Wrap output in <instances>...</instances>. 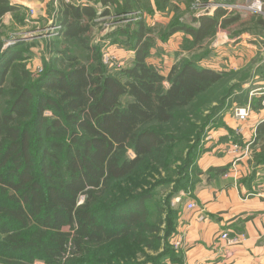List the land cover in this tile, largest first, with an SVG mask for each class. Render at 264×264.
<instances>
[{"label":"trees","instance_id":"trees-1","mask_svg":"<svg viewBox=\"0 0 264 264\" xmlns=\"http://www.w3.org/2000/svg\"><path fill=\"white\" fill-rule=\"evenodd\" d=\"M171 2L156 0L160 9ZM55 3L53 19L62 27L50 45L56 57L39 77L21 64L29 59L18 50L26 42L5 50L0 43V264L181 263L182 254L170 242L177 220L170 202L181 189L194 187L197 157L192 153L202 131L178 168L180 184L175 182L162 202L155 190L167 183L161 176L175 144L196 134L188 116L224 77L238 72L204 67L203 55L162 76L148 63L154 41L139 20L113 35L114 44L121 37L133 42L135 57L131 67L111 73L100 49L88 44L98 10ZM109 3L102 0L103 7ZM112 3L121 14L132 12L128 2ZM19 9L0 0V20ZM238 20L239 15L219 8L194 25L175 21L168 35L184 33L192 38L185 42L198 48ZM257 29L264 32V19ZM62 45L69 48L60 50ZM76 45L92 56L85 54L82 63L74 55ZM237 88H229L224 99ZM257 134H264V122ZM151 202L166 218L154 225Z\"/></svg>","mask_w":264,"mask_h":264},{"label":"rangeland","instance_id":"rangeland-1","mask_svg":"<svg viewBox=\"0 0 264 264\" xmlns=\"http://www.w3.org/2000/svg\"><path fill=\"white\" fill-rule=\"evenodd\" d=\"M21 1L29 7L27 10H23L18 14H15L12 18H4L0 20V43L2 44L3 50L7 49L11 45H16L21 42H26L25 46L18 49L22 52L27 61L22 62L30 71L34 78L39 77L45 69L46 65H49L51 61L56 57V53H53L50 47L53 41L58 39L56 37L49 38L48 32L54 22L53 16L58 3L57 0H17ZM68 3L75 5H91L98 10V18L91 22V32L87 35L89 45L98 47L101 52L102 63L108 68L111 73L117 74L124 69L132 66L134 57H131L133 42L119 38L120 43H112L113 35L120 29L131 24L133 27L139 21L143 20L146 25L151 29V36L153 38V49L151 51V65L158 68L160 74L167 76L169 69L175 65H181L185 60L191 58H197L206 55V58L201 61L202 66L216 67L217 61L222 60L221 53L224 51L222 46L223 43H219L221 35L218 36V31L224 34V29H218L217 33L202 46L195 48L190 43L183 41L179 47L175 44H170L172 37L168 35L173 23L179 20L183 24L194 25V20L205 16L204 8L201 5L204 0H172V2L165 7L160 9L156 4V0H115L119 3H130L132 5V12L128 14H121L118 12L116 4L112 3L114 0H108L109 5L103 7L102 0H64ZM104 1V0H103ZM11 2V1H10ZM264 4V0H262ZM204 3V4H207ZM198 4L200 6H198ZM249 4L248 0H237L238 7H244ZM31 10L34 11L32 14ZM108 11V15L104 16V12ZM236 14L240 11H234ZM244 12V11H242ZM249 18V17H247ZM264 19V15L254 16L248 20H245L238 24L237 30L235 24H232V28L228 31L232 35L239 34L242 30H248L249 34L255 35L257 41L262 45L261 47L256 46L259 50L256 52L254 59L251 64H244L242 70L237 75H228L224 77V80L219 85L218 89L212 93V96H208L202 106H198L194 109L189 116L188 120L190 125L194 126V133L188 135L189 139L181 142H177L173 147L172 153H170L169 161L163 170L161 179L167 181V183L155 190V198L157 202H162L167 199L171 191H173L175 182L180 184L181 179L178 178L176 173L178 168L183 165V160L191 147L193 146V140H196L197 135L202 131V141L196 146L195 151L192 153L193 158H198L203 149V142L210 136V133L222 125L223 115L229 112L235 105L242 106L247 103V90L250 88H258L264 86V32L262 33L257 29L258 20ZM246 28V29H243ZM124 40V41H123ZM176 42V41H175ZM174 42V43H175ZM219 43V44H218ZM187 48H184V46ZM164 46L170 47L163 51ZM69 47L62 45L60 50H66ZM75 49V54L79 60L83 63L86 55L92 56V53H88L83 50L82 47L76 45L72 47ZM263 49V50H262ZM110 53L111 59L106 63L104 54ZM86 54V55H85ZM221 55V57H220ZM219 64V63H218ZM174 65V66H173ZM120 66V67H118ZM219 66V65H218ZM222 68V65H220ZM226 65H224V68ZM223 70V68H222ZM225 71V70H224ZM230 72L231 70H228ZM236 72V71H234ZM257 77V78H255ZM123 81V80H122ZM238 87L233 96L225 100L224 98L228 95V89ZM127 99H124L126 104ZM225 103L223 110L219 108ZM222 108V107H221ZM237 108V107H235ZM189 124V123H188ZM182 123L178 125V130L183 129ZM196 153V154H195ZM196 155V156H195ZM129 156H133L132 152H129ZM196 158V160H197ZM191 196V190L187 191L181 189L179 193L171 200V209L177 211V205L175 206L176 200H182ZM154 203H150L152 206L151 215H149L150 224H156L157 219L162 218L165 220V215H160L156 208L153 206ZM162 216V217H160ZM172 245V240L170 241ZM163 251V246L159 249V253ZM150 252V251H149ZM34 264H45L42 261H36Z\"/></svg>","mask_w":264,"mask_h":264},{"label":"crops","instance_id":"crops-1","mask_svg":"<svg viewBox=\"0 0 264 264\" xmlns=\"http://www.w3.org/2000/svg\"><path fill=\"white\" fill-rule=\"evenodd\" d=\"M10 1L20 9L16 13L6 14L2 19L12 18L29 8L21 1ZM232 5H237V0ZM239 13L241 14L233 13L240 16V20L235 22L236 30L238 24L255 16ZM231 28L232 25L224 28V34L221 30L218 31V36H222L219 43L223 41L220 45L224 58L217 61L216 67H205L239 72L244 64H251L259 51L256 47L259 46V41L248 30L240 31L237 36L231 32L228 34ZM186 38L192 39L184 33H176L169 41L172 39L170 44L179 47ZM261 46L260 44L259 47ZM169 48L164 46L163 51L167 52ZM130 52L131 57H135L134 50ZM150 60L151 58L148 63L151 65ZM171 70L172 68L168 73ZM161 75L164 76L163 73ZM261 88L264 86L248 89L247 103L235 105L226 112L222 125L215 128L203 142L202 152L195 164L197 174L191 196L176 200L174 204L178 210L173 239L182 237L184 243L181 263L174 264H264V134L260 137L257 134V129L263 122L259 107L261 95L251 96L253 90ZM250 103L252 113L248 120L240 122L234 116L235 107H245ZM254 136L257 137L250 156L233 168L234 159L228 153L230 142H237L245 147ZM191 202L197 205L195 211L187 209ZM223 232H228L230 236H244L245 241L228 251L225 243L219 239Z\"/></svg>","mask_w":264,"mask_h":264},{"label":"built area","instance_id":"built-area-1","mask_svg":"<svg viewBox=\"0 0 264 264\" xmlns=\"http://www.w3.org/2000/svg\"><path fill=\"white\" fill-rule=\"evenodd\" d=\"M249 4L247 6L244 7H238V5H227V4H223L221 3V0H210L209 3L204 4L202 3L201 5L204 8V12L208 15V16H213L214 12L219 9L222 8L224 10H227L229 13H234V11H244V13H250V14H254V15H264V4L262 2V0H248ZM198 6H200L198 4ZM32 14L34 13L33 10H31ZM205 14V15H206ZM62 29L61 26L59 25H54L50 28L49 32H48V37L52 38V37H56L59 35V31ZM111 54L110 53H105L104 54V59L106 61V63L111 59ZM120 67V66H118ZM257 95H261L260 98L264 97V88L262 89H256L253 90L251 92V96H257ZM260 114H261V121L264 122V99L261 101V106H260ZM253 109L251 106V103L248 106L245 107H237L234 110V116L236 117V119H238L240 122H244L246 120H248L250 114L252 113ZM257 136H254V138L252 139L251 142H249V144H247L245 147H242L240 144H238L237 142H230L229 146H228V153L230 155L233 156V163L232 166L233 168L236 167L241 161H243L244 159L248 158L251 154V147L255 144V140H256ZM187 209L189 211H195L197 209V205L194 202H191L187 205ZM220 241L225 243V249H227L228 251H230L232 249V247L237 246L242 244L245 241V237L244 236H230V234L228 232H223L220 235ZM172 246L173 249L177 252V253H181L182 249L184 247V243H183V238L179 237V238H175L172 240Z\"/></svg>","mask_w":264,"mask_h":264}]
</instances>
